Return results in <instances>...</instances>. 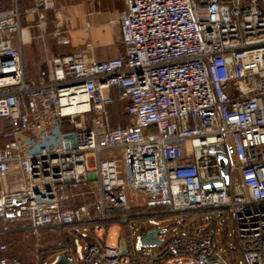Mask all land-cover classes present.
<instances>
[{
	"label": "built area",
	"instance_id": "built-area-1",
	"mask_svg": "<svg viewBox=\"0 0 264 264\" xmlns=\"http://www.w3.org/2000/svg\"><path fill=\"white\" fill-rule=\"evenodd\" d=\"M123 1L118 56H54L33 80L18 0L0 11V175L25 181L0 194V264H24L6 255L15 233L38 252L44 235L61 238L57 250L73 245L75 259L50 264H264V0ZM34 4L45 22L53 0ZM115 103L127 125L113 124ZM220 144L229 184L210 151ZM203 211L234 220L243 258L227 256L219 228L185 226ZM170 215L182 219L159 232L163 243L143 245ZM136 219L135 243L90 237L129 233Z\"/></svg>",
	"mask_w": 264,
	"mask_h": 264
},
{
	"label": "crops",
	"instance_id": "crops-1",
	"mask_svg": "<svg viewBox=\"0 0 264 264\" xmlns=\"http://www.w3.org/2000/svg\"><path fill=\"white\" fill-rule=\"evenodd\" d=\"M68 9L69 7L66 8V12H69L71 24V31L69 36L70 38L68 41H61L56 38V34L59 33L57 29H47L46 21L41 22L39 20V15L36 12L35 8L29 10L26 13L24 20L22 21V27L31 38L29 43L25 47L30 46L35 51L33 55L34 65H37L36 69H38L36 72V76H38L39 70L46 65V61L49 58L54 56L73 54L76 51H80L85 48L86 44H91L93 47L96 46L99 49L103 50V53L101 54L97 49L95 50L94 48V57H96L98 60H107L119 55L118 46L121 43V30L119 26V31L116 32L112 25L116 23L118 24L119 17L125 9L123 0H119V6H117V0H81L79 3H77L76 6H71L70 10ZM5 10L8 9H0V11ZM30 15L36 20V24L42 32L40 36H43L44 38V43L36 48H34L33 45L37 36H32V30L29 26L31 21ZM47 16L48 11L46 12V17ZM25 20H28L29 25H23V22ZM52 36L55 37V41H51L49 39ZM104 52H108V54L105 55ZM221 214H223L222 211H203L194 213L192 215H185V226L202 228L211 226L219 228L220 231L218 241L220 247L226 250H228L229 248H231V250H237L239 246L238 240L235 235V222L232 218H230L226 224H219L218 217ZM170 227L173 228V226ZM170 227L166 229H160V232H162L163 230L164 232H166V230L170 229ZM178 230L182 231V229L180 228ZM220 237L222 238L220 239ZM221 241L223 242L224 247H222ZM68 257L70 256L68 255ZM230 257L234 259L242 258L239 254H231ZM70 258L75 259V257Z\"/></svg>",
	"mask_w": 264,
	"mask_h": 264
},
{
	"label": "rangeland",
	"instance_id": "rangeland-1",
	"mask_svg": "<svg viewBox=\"0 0 264 264\" xmlns=\"http://www.w3.org/2000/svg\"><path fill=\"white\" fill-rule=\"evenodd\" d=\"M81 0H53V7L51 10H49L48 16L46 17V27L47 29L52 28L53 30L57 29L59 33L56 34V38H58L61 41H68L70 36V16L69 12H66V8L69 7L68 10H70L71 6H76L77 3H79ZM122 1V0H121ZM117 6H119V0H117ZM31 16V15H30ZM30 25L28 20H25L23 22V25H29L31 27L32 36H37L36 40L34 41L33 47L36 48L38 46H41V44L44 43V38L41 35V30L36 24V20L31 16ZM28 22V24H27ZM115 23V21H114ZM113 23V24H114ZM88 24V23H87ZM90 25V24H89ZM114 30L116 32L119 31V25L116 23L112 25ZM51 41H55V37L52 36L49 38ZM49 40V41H50ZM47 42V41H46ZM97 49L101 54L103 53V50L99 49L98 47H93L91 44H86L85 48H83L80 51L76 52H85L91 56H95V50ZM34 49L30 46H27L24 48V62H25V70L27 73V77L29 79H36V72L38 69H36L37 65H34ZM105 55L108 54V52H104ZM38 68V67H37ZM119 109L122 111L123 106L122 104L119 105ZM115 125V123H114ZM188 147V144H186ZM210 151L212 153H219V154H225L228 152L227 146L225 144L215 145L210 147ZM115 155L114 153H104L103 157H110ZM90 165L93 166L94 162L91 159ZM25 184L24 178L21 175L18 174H8L5 176L0 175V194L11 192L18 190L22 185ZM140 203H138L139 205ZM182 219L179 215H170L166 218H163L160 221L159 229H166L170 226H174L175 224L179 223V221ZM145 225L141 220H133L131 222V229L129 233L126 230V227H120L117 225L111 226L108 229L102 230V235L98 236L96 234L90 233V237L94 238L96 242L100 244H105L107 247H117L121 244L122 238H125L128 244L135 243L137 240V236L140 235V229L141 226ZM157 228V227H153ZM105 235L106 239L103 238ZM222 237H220L221 239ZM61 240L58 235H44L41 242H39L43 247L40 250H49L51 248H54L57 246L58 242ZM3 241H5L9 246V251L6 253L8 256H13L17 258L18 260L22 262H26L28 264H36L38 261L39 252L37 250L38 240L31 235H26L23 233H15L10 234L7 236H4ZM222 247H224L223 242L221 241ZM46 251L44 254H46ZM146 251V249H145ZM148 251V250H147ZM68 254L70 257H75V251L72 244L69 245V248L66 250H58L53 253H50L47 256L46 263L50 264L55 260L56 257H60L62 255ZM243 258V257H242ZM182 264H201V263H194L191 261H185L183 260L181 262Z\"/></svg>",
	"mask_w": 264,
	"mask_h": 264
},
{
	"label": "trees",
	"instance_id": "trees-1",
	"mask_svg": "<svg viewBox=\"0 0 264 264\" xmlns=\"http://www.w3.org/2000/svg\"><path fill=\"white\" fill-rule=\"evenodd\" d=\"M14 5H15V0H0V9H9V8L11 9V8L14 7ZM18 5H19L20 12H21L22 21L24 20V18L26 16V13L29 10H32L33 8H35L34 0H18ZM48 13H49V11H48ZM68 55H70V54H68ZM64 56H66V55H64ZM119 105H120V103H115L114 105L111 106V114H112L113 124L115 123V126L127 125L129 123V119L124 114L123 110L121 111L119 109ZM192 214H194V213H191L189 215H192ZM136 220H142V219H136ZM238 246L239 247H238L237 250L236 249L230 250L227 253V256L230 257L231 254H239L241 257H243V253H242V250H241V247H240L239 243H238ZM45 251L46 250H40L39 251V254H38L39 255V259H40L39 260V264H43L45 262V260L47 259V256L50 253H53V252L58 251V250L54 247V248H51V249L47 250L46 254H44ZM11 258L17 259V258H15L13 256ZM23 263L24 264H28L26 262H23Z\"/></svg>",
	"mask_w": 264,
	"mask_h": 264
},
{
	"label": "water",
	"instance_id": "water-1",
	"mask_svg": "<svg viewBox=\"0 0 264 264\" xmlns=\"http://www.w3.org/2000/svg\"><path fill=\"white\" fill-rule=\"evenodd\" d=\"M220 160L224 164V168L222 170V175L226 180V183L229 184L230 181V160L225 154H220L219 156ZM222 182H216L213 184H205V188H211V187H218L221 186ZM159 230L152 229L150 230L145 236L142 237V243L148 248H155L160 246L163 243V240L158 237ZM164 232V230L162 231ZM68 258L63 255L59 257L58 263L60 262H68Z\"/></svg>",
	"mask_w": 264,
	"mask_h": 264
}]
</instances>
